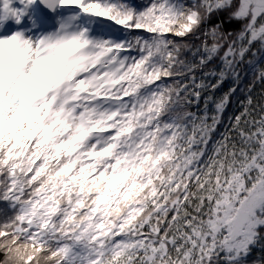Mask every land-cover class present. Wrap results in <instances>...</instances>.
<instances>
[{
	"label": "snow or ice",
	"instance_id": "snow-or-ice-1",
	"mask_svg": "<svg viewBox=\"0 0 264 264\" xmlns=\"http://www.w3.org/2000/svg\"><path fill=\"white\" fill-rule=\"evenodd\" d=\"M0 264H264V0H0Z\"/></svg>",
	"mask_w": 264,
	"mask_h": 264
},
{
	"label": "trees",
	"instance_id": "trees-1",
	"mask_svg": "<svg viewBox=\"0 0 264 264\" xmlns=\"http://www.w3.org/2000/svg\"><path fill=\"white\" fill-rule=\"evenodd\" d=\"M137 3H140L141 0H136ZM231 27H238L236 25H232ZM250 79V74H249V77L245 79L244 81V84H247L248 83V80ZM229 87V84H225L224 85V89L223 90H227V88ZM241 87H243V85H241ZM244 97H243V94L242 93H237V96L233 98V103L229 105L228 109L226 110L225 112V121H227V117L229 115H232L236 110H237V107H238V104H237V101L238 100H242Z\"/></svg>",
	"mask_w": 264,
	"mask_h": 264
}]
</instances>
